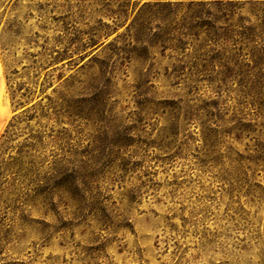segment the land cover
Listing matches in <instances>:
<instances>
[{"label":"rangeland","instance_id":"1","mask_svg":"<svg viewBox=\"0 0 264 264\" xmlns=\"http://www.w3.org/2000/svg\"><path fill=\"white\" fill-rule=\"evenodd\" d=\"M0 264H264V0H0Z\"/></svg>","mask_w":264,"mask_h":264},{"label":"trees","instance_id":"2","mask_svg":"<svg viewBox=\"0 0 264 264\" xmlns=\"http://www.w3.org/2000/svg\"><path fill=\"white\" fill-rule=\"evenodd\" d=\"M158 5H160V4H158ZM172 5L173 4H168V5H164V6L170 7ZM194 5H196V4H193L191 2L188 5V7L192 8ZM197 5L198 6H202V5L208 6V5H210V3L203 2L202 4H197ZM191 20L192 21H190V22H180L178 19H171V20L162 19L161 24L157 27L161 31V34H162L159 36L160 41L162 42V46L164 48H166L167 42H171L170 43V46H172L171 48H173L175 46L179 47V48H183L187 44V42H185V39H187V38H189V36L193 35L190 32H193L194 28H202V26H204V25L214 28V26L210 23V21H208V18L205 19L204 22H201L200 25H199V22L197 19H191ZM204 33L207 35L208 38H210V40L216 39V37H215L216 33L214 31H212V29H206L204 31ZM169 34L172 35V38H169L166 41V39H164V38L166 35H169ZM227 40L228 39L226 38V41ZM208 65H212L211 62L208 63Z\"/></svg>","mask_w":264,"mask_h":264}]
</instances>
